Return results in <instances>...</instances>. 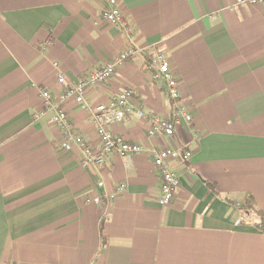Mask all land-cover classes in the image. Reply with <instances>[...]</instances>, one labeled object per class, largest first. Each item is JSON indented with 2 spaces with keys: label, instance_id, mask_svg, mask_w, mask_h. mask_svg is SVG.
<instances>
[{
  "label": "crops",
  "instance_id": "0c3cea01",
  "mask_svg": "<svg viewBox=\"0 0 264 264\" xmlns=\"http://www.w3.org/2000/svg\"><path fill=\"white\" fill-rule=\"evenodd\" d=\"M235 1L118 0L128 35L104 20L101 0H0V264H264L258 221L233 205L249 194L264 212V4ZM127 47L148 52L88 88V105L131 88L146 117H167L172 103L148 68L159 47L192 123L150 139L146 120L129 114L108 129L144 151L82 169L77 148L60 149L50 113L33 118L39 90L56 95L59 75L75 81ZM64 107L96 148L91 110ZM165 146L191 157L169 161L180 183L162 207L149 151ZM120 184L114 200L86 202Z\"/></svg>",
  "mask_w": 264,
  "mask_h": 264
},
{
  "label": "built area",
  "instance_id": "2783aa9c",
  "mask_svg": "<svg viewBox=\"0 0 264 264\" xmlns=\"http://www.w3.org/2000/svg\"><path fill=\"white\" fill-rule=\"evenodd\" d=\"M101 2L104 20L117 28L123 29L130 35L132 28L124 18L118 5V0H101ZM235 2L237 5L264 4V0H236ZM145 52L148 51L138 47H127L100 67L88 70L70 83H65L64 76L59 75L57 84L65 85L56 95H52L47 88H40L39 96L42 100V108L34 114L33 118L39 119L43 115L50 113V122L58 129L60 134V149L68 152L77 148L81 155L79 166L82 169L102 167L106 156L109 154H117L124 157L138 155L144 151L142 145L115 136L108 129L110 124L122 122L129 114L135 113L138 117L146 120L148 123L146 134L150 139L160 134L173 137L178 125L183 124L186 127L191 125L192 114L181 101L178 81L171 69L168 58L159 47L149 52L148 68L151 80L165 92L166 97L172 103L171 112L167 117H161L156 114L146 117L142 110L138 108L135 92L131 88L119 90L105 103H98L93 106L88 105L86 100L88 88L105 82L130 57L137 54H145ZM68 101H73L82 109L89 108L91 110L99 141L96 148L90 145L73 126L64 107ZM192 135L197 138L196 130L193 129ZM149 154L159 173L160 196L158 202L160 206L164 207L171 203L175 190L180 183L179 175L170 168L169 161L177 160L182 162L188 160L191 157V151L183 147L165 146L159 149H151ZM103 186L102 180L95 182L97 189H101ZM123 191L124 185L120 184L111 192H104L102 195L97 194L87 198L86 202H110L121 195Z\"/></svg>",
  "mask_w": 264,
  "mask_h": 264
},
{
  "label": "trees",
  "instance_id": "16d2710c",
  "mask_svg": "<svg viewBox=\"0 0 264 264\" xmlns=\"http://www.w3.org/2000/svg\"><path fill=\"white\" fill-rule=\"evenodd\" d=\"M233 205L244 217L255 218L258 221L257 227L264 234V212L257 207L255 200L249 194H244L239 201H233Z\"/></svg>",
  "mask_w": 264,
  "mask_h": 264
}]
</instances>
